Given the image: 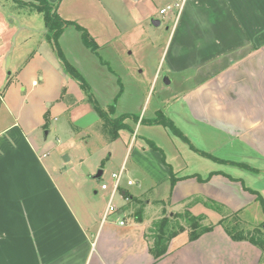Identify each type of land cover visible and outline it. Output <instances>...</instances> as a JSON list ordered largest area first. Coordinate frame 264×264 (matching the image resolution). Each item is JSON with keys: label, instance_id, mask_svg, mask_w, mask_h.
<instances>
[{"label": "crops", "instance_id": "crops-1", "mask_svg": "<svg viewBox=\"0 0 264 264\" xmlns=\"http://www.w3.org/2000/svg\"><path fill=\"white\" fill-rule=\"evenodd\" d=\"M47 1L62 19L84 27L97 43L99 58L83 44L74 25H68L58 39L67 61L94 93L112 92L120 80L124 96L130 89L126 98L121 95L114 102L111 117L135 114L139 106L132 96L139 80L146 79L152 87L159 78L170 77V84L165 83L170 87L174 84L170 73L184 72L181 78L189 77L192 85L179 91L160 87L148 116L140 113L137 122L127 118L128 128L118 130L111 140L103 123L94 129L97 112L79 84L63 72L44 34L35 44L25 45L46 30L16 24L0 6V264H264L259 247L247 239L231 238L222 225V219L234 213L245 226L255 227L263 219L256 195L247 188L264 200V86L260 80L264 68L239 71L238 67L254 57L264 61V48L236 63L229 48H233L235 30L264 31V0ZM180 1L171 35L167 21L164 26L156 17L163 8L174 11ZM169 39L173 50L167 57L168 71L161 72L159 66L154 70L149 64L152 55L159 52L160 61ZM144 41L149 42L148 50L137 49ZM230 93L241 94V101L228 100ZM246 95H254L252 104L244 101ZM106 99L111 100L102 97L101 104ZM159 112L195 147L222 162L199 155L174 134L176 141L162 131L158 141L154 136L162 125L142 124L140 119ZM255 113L257 118L252 117ZM7 115L11 121L3 124ZM197 133L198 145L192 137ZM145 139L162 150L164 160ZM162 143L173 145L171 155ZM58 149L67 161L57 163L51 158ZM99 163L102 173L96 178L91 169ZM122 165L126 173L114 202L117 210L105 215L109 190L100 186L111 184L110 174ZM170 170L177 177L173 187ZM127 178L132 185L126 184ZM147 193L159 204L161 216L141 214L142 220L137 221V210L130 215L125 206ZM147 202L151 204L150 199ZM185 211L203 215L202 223L211 225V230L190 240L189 226L180 223L184 230L155 259L149 252L147 229L165 213Z\"/></svg>", "mask_w": 264, "mask_h": 264}, {"label": "rangeland", "instance_id": "rangeland-1", "mask_svg": "<svg viewBox=\"0 0 264 264\" xmlns=\"http://www.w3.org/2000/svg\"><path fill=\"white\" fill-rule=\"evenodd\" d=\"M25 1H27V0H0V6L3 9L4 13L7 12L9 15L12 16V18H13V20H14V22L16 24H18V23L19 24H28V25L30 24V25H33V26L38 27L40 29L43 28V29L46 30L45 33H43L42 31H39V33L35 35L36 37L31 38V39H33L32 41L26 42L25 45L28 46L30 44H35L37 42V40H39V37L41 38V36L43 34H44L43 35L44 39L45 38L48 39L50 34H49L48 28H46V26L44 24V20H43L42 14L39 13L38 11H36L34 8L30 7L29 5H25L24 3H22V2H25ZM181 4H182V2L180 1V2H178V6L176 8H175V6H173L175 8L174 11H166L165 13L158 14V16L156 17V18H158V19H160L162 21V25H164V26H166L164 23H165V21H167L166 24L168 26V30H167L168 34H170V32L172 31L171 32V35H172L173 31L175 30V23H176L175 20H176L177 12H178ZM172 12H174V13H172ZM168 15L170 16V20L169 21L167 20ZM9 19L10 18H8L7 20H9ZM149 27H151V29L154 28L152 24ZM165 31H164V33H165ZM263 32H262V30H258V29H248V31L245 30V32L242 31V30H235L234 31L233 48H232V50L229 48V52H231V54H233L235 63L238 61L239 58H243L247 54L249 55L251 53H254L257 50L261 51L264 48V45H263L264 44ZM165 36H167V33H165V35L163 36L164 42H166ZM20 38H19V40H16L17 41L16 42V47L17 48L20 45ZM58 39H59V37L57 38V44H58L61 52L63 53L64 57L67 59L64 51L61 48V45H60V42H59L60 40L58 41ZM50 43H51V46H52L53 50L55 51V45L53 44V41L51 40ZM170 44H171V39H169L167 41V43L165 45L166 47H164V51H163V54H162V57H161L160 61H158L159 59H157L158 55H159V52H157V53L152 55V62H150L149 64L150 65L153 64L154 70L159 66V69H160L161 72L168 71V62H167L168 58L167 57L171 54V52L173 50L172 47L169 48ZM148 45H149V42L144 41V42H142L141 46L140 45L137 46V49L148 50ZM17 48H16V50H17ZM97 50H98V47H97ZM97 50H96V52H94L93 55L98 56V58H99L100 54L97 52ZM263 53H264V51H263ZM101 54H102V51H101ZM262 59H264V57H262ZM150 60H151V58H150ZM61 67H62L63 72L67 75V73L64 71L62 65H61ZM260 68H264V61L260 62L258 57H254L252 59L251 63H249L248 65L246 64V65H242V66L238 67V70L239 71H244L245 69H247V70H250V69L258 70ZM139 70H140V68L137 69V71H139ZM96 72H98V71H96ZM177 73L178 74L175 73L174 75L172 73H170V75L172 76L171 78H173V80H174L173 81L174 84L173 85L171 84L170 87L167 86L170 83L165 85V82H164L163 78H159L157 83H156V85H154L152 87H149L150 83H147L146 79L139 80L140 83L136 84L138 90H135V93L132 96L133 97V101L135 102V104H137L139 106L138 109H135L134 113L136 115H139L140 113H142V114L145 113V115L148 116V114L150 113L151 109L153 108V106L155 104V101L158 100L157 94H158V91H159L160 87H166L170 91H171V89H172V91H179V90H186L189 86L192 85L191 84V79H189V77H187L185 79L181 78V74L184 75L183 74L184 72H182L181 74L179 72H177ZM187 74L188 73H186V75ZM168 79L170 80V77H168ZM260 80H262L261 84H263V86H264V83H263L264 79H260ZM137 82H138V80H137ZM144 82H146V84ZM123 84H124V82H123ZM123 84L121 83V80H120V84L118 85V88H115L112 92L110 91L109 93L104 92V93H106L105 95L102 94L101 92L94 93V91L91 88H90V92L94 96L96 101L99 103V105L101 107H105L108 104H113L114 103V101H113L114 97H116V102H118L120 96L121 95L124 96L125 91H124V87L122 86ZM236 85H238V83ZM174 87H179V88H174ZM261 89L264 90V87H262ZM62 90H63V92H61V93L63 94V97H65V100H66V95L64 94V89H62ZM126 91H127V95H128V93L130 92V89H128ZM1 92H2V90H1ZM165 93H167V92H165ZM127 95H125L124 98H126ZM227 95H228V100H230V101H236V102H237V100L241 101L242 95L239 94V93L238 94L230 93V94H227ZM102 97L103 98H111V100L109 101V99H106L108 101H106L105 103L101 104ZM257 98H256V101H257ZM261 98L263 99L262 101H264V97L261 96ZM244 101L245 102H249V104H252L253 101H254V95H248L244 99ZM28 102H29V100H28ZM1 103L2 102H0V105H1ZM258 112H257V114H258ZM263 113H264V110L262 111V114ZM257 114L255 113L254 115H252V117L253 118H257ZM0 116H1V111H0ZM9 121H11V116L7 115L4 118V120L2 121V123L3 124H7ZM234 127H235V129H237L238 126L235 125ZM100 128H102V125H101V122L99 121V122H97L95 124L94 129L97 130V129H100ZM166 128L164 126H161L160 128H158L159 129L158 130L159 133H157V135L154 136L158 141H162V138H161L162 131H164L166 137L169 134L168 138L172 139V140L174 139L173 138V133L171 134L170 131L168 132L169 129L167 128L168 129L167 130ZM107 129L108 128H106V127L103 128V130H107ZM166 132L168 134H166ZM199 134L197 133L196 135H194V134L192 135L193 140H194V142L197 145H198V142H199L198 138H200ZM196 140H198V141L196 142ZM174 141H176V140L174 139ZM183 144H184V142H181V144H180V146L182 148H183ZM162 146L164 147L165 152H167L170 155L172 154V149H171V147L173 146L172 144H170V143L169 144L168 143L167 144L162 143ZM60 150L61 149L52 151V155H51V158H54L55 162H57V163H60L61 160H64V157L62 158V156L60 155V152H59ZM93 163L95 164V160L94 159H93ZM96 167H97L96 169L95 168L91 169L92 170L91 171L92 175H96V173L99 170H101V163H99V166L96 165ZM57 172H60V169H58ZM118 198H119L118 195H116L115 198H114V202L115 201L117 202ZM151 198H152V195L150 193H147L146 195H142L141 198H139L138 200H136V201H134L132 203L128 202L126 204V206H125V209H128L130 211V215H132L137 209L140 208V209H142V212H143L142 214L146 215L147 217L161 216V209L159 208V204L155 203L154 199H151ZM147 199H150V203L151 204L148 205V202H147V205H146V200ZM146 206H149V208H147ZM258 211L260 213V210H258ZM153 212H155V213H153ZM177 214H179V213H177ZM180 214H183V213H180ZM165 215L167 216L166 213H165ZM231 216H234V215L231 214V215L227 216V219H229ZM174 221H177L178 223H183L184 225L188 226V222L184 218H179V217L176 218L175 217ZM258 226H259V224L256 225L255 227L251 226V224H249L248 226H245L243 224L241 225L242 231L246 235H255V230H256V228Z\"/></svg>", "mask_w": 264, "mask_h": 264}, {"label": "trees", "instance_id": "trees-1", "mask_svg": "<svg viewBox=\"0 0 264 264\" xmlns=\"http://www.w3.org/2000/svg\"><path fill=\"white\" fill-rule=\"evenodd\" d=\"M22 3H24L25 5H29L30 7L34 8L36 11L42 14L44 24L46 28H48L50 34L48 40L50 42L51 40L53 41V44L55 45V53L59 58L64 71L67 73V75L70 78H72L79 84L87 100L91 103L92 107L97 112L99 116V121L103 123V125L106 128H108L107 132L110 135L111 140L117 137L118 130L128 128V126L125 123V120L127 118H130L134 122H137L139 120V116L135 114H121L116 117H111L110 114L112 115L115 111L114 103L108 104L105 109L101 107L94 98V96L91 94L90 86L85 80V78L76 70V68L71 63L67 61V59L64 57L63 53L61 52L57 44V38L68 25H74L75 28L81 33V39L83 44L91 51L96 52L98 47L97 43L93 40V38L90 36L88 31L81 25L75 23L74 21L62 19L56 12L55 5L49 3L47 0H27ZM113 101L114 102L116 101V97H114ZM140 122L146 125H162L164 127H167L174 135H176L177 137L185 141L187 144H189L190 148L195 152H197L199 155L218 162H222L221 159L214 157L213 155L195 147L188 139V137L178 129V127L174 124V122L161 112L157 113L156 116L153 118L142 117L140 119ZM145 142L147 146L150 147L151 149L155 151H159L162 154V160H164V154L162 150L153 141L149 139H145ZM231 163L236 164L240 167L247 168L252 171L256 170L244 163H234V162ZM213 174L214 173L211 172L209 176ZM197 178L202 180L199 176H197ZM176 181H177V177L175 173L172 170H170L169 182L171 187H173ZM247 190L256 195V200L258 201L259 208L261 210V213L263 214V219L261 220L259 226L256 228L255 235H246L243 233L241 227L242 218L238 216L236 213H234L233 214L234 216H231L229 219H227V217L223 218L222 220L225 221V223L222 225L226 230V232L231 236V238L235 240L247 239L251 241L257 247L260 248L261 255L264 256V200L258 192L251 190L249 188H247ZM212 206L219 208L215 204H213ZM141 214H142V209L140 208L137 209V211L134 214L135 220L141 221L142 220ZM175 217L184 218L187 220L188 226L190 228V232H189L190 240H193L197 238L199 235L203 234L204 232L211 230L212 227L211 225H204L202 223L204 219L203 215H197V216L191 215L188 211H185L183 214L176 213L172 216L163 215L161 218H159L158 220L154 221L151 224V226L147 229V233L145 234L147 241L149 243V252L153 255L155 259H158L161 256H163L167 252L169 240L173 236H175L178 232L184 230V227L180 223L174 221Z\"/></svg>", "mask_w": 264, "mask_h": 264}, {"label": "built area", "instance_id": "built-area-1", "mask_svg": "<svg viewBox=\"0 0 264 264\" xmlns=\"http://www.w3.org/2000/svg\"><path fill=\"white\" fill-rule=\"evenodd\" d=\"M169 10H170V7L163 8L160 10V13H165L166 11H169ZM125 173H126L125 172V165H122L119 170L114 171L110 174L111 184L102 183L100 186L103 190H106V189L109 190V197H108V203H107L105 215H107L108 213L115 212L117 210L116 205L114 204L113 197L116 194H118V192L121 190L122 183H123V180L125 177ZM125 180H126L127 185L133 184L131 179L127 178ZM119 223L124 224V221L120 220Z\"/></svg>", "mask_w": 264, "mask_h": 264}, {"label": "water", "instance_id": "water-1", "mask_svg": "<svg viewBox=\"0 0 264 264\" xmlns=\"http://www.w3.org/2000/svg\"><path fill=\"white\" fill-rule=\"evenodd\" d=\"M163 80H164L165 83H169V80L167 79V77H164ZM45 134H47V131H45ZM64 160L67 161V160H68V157H67V156H64ZM101 173H102V171L99 170V171L96 173L95 177H96V178H99V177L101 176Z\"/></svg>", "mask_w": 264, "mask_h": 264}]
</instances>
